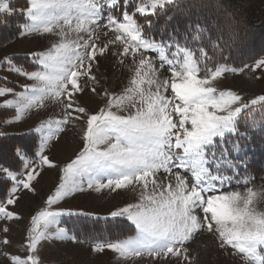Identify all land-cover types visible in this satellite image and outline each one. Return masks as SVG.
Wrapping results in <instances>:
<instances>
[{"label": "snow or ice", "instance_id": "6c2138e0", "mask_svg": "<svg viewBox=\"0 0 264 264\" xmlns=\"http://www.w3.org/2000/svg\"><path fill=\"white\" fill-rule=\"evenodd\" d=\"M103 2L117 4V0ZM171 2L150 0L149 6L138 5L136 11L143 14L150 8L154 12ZM100 7L101 0H29L27 9L21 10L28 23L20 25V34L56 32L60 39L46 51L29 53L40 66L38 70L17 66L10 57L2 62L12 72L33 81L22 85L23 91L0 86V97L8 94L13 97L4 99L3 105L15 108L14 120L19 121L33 108L45 107L47 100L63 102L65 96L69 99L63 103L62 118L43 120L33 129L41 134L36 160H30L17 148L15 154L24 164L22 171L0 164V173L13 182L7 199L0 200V218L20 219L8 208L17 202V191L21 187L35 190L32 181L40 175L37 163L49 169L57 167L45 154L49 141L63 132L62 125L73 119L86 120L82 147L74 159L59 168L55 190L47 196L45 207L31 216L25 240L27 254L12 255L11 264H40L37 249L41 241L75 240L60 226L59 218L94 213L61 208L59 202L73 193L91 194L104 189L113 193L139 189L134 202L108 213L112 218L126 217L135 225L136 235L94 242L93 251L110 250L120 257H142L145 253L156 259L183 256L187 260L188 250L183 245L193 233L206 228L218 235L220 248L230 245L249 264H264V216H254L247 204L243 208L237 206L240 191L221 190L232 177L210 171L207 167L210 157L206 155V148L215 144L214 138L223 142L225 132L232 130L233 120L243 108L264 102V95L245 102L237 92L220 90L212 82L227 72L264 70V57L241 68L217 64L201 78L198 75L201 68L192 53L185 51L182 60L172 61L164 60L161 51L159 59L169 66L171 73L170 80H161L153 60L142 54L155 51L159 47L157 42L143 37L142 26L128 12L123 13L122 21L109 16L106 27L116 33L109 43L120 42L124 54L141 52V58L130 85L121 94L106 93V104L89 113L85 107H73L71 97L84 91L78 79L90 76L91 63L86 61L96 59L92 26L101 27ZM5 11L11 14L13 9L9 8L8 0H0V12ZM72 32L88 33V39L82 36L71 39ZM107 46L99 47L98 51L103 53ZM74 112L77 115L73 116ZM3 135L6 134L0 133ZM180 170L190 173L191 181ZM161 173L167 174L164 177L167 183L159 178ZM243 182L247 183V178ZM201 209L203 218L197 214ZM246 219L257 225L255 230L244 227ZM3 243L9 241L5 239Z\"/></svg>", "mask_w": 264, "mask_h": 264}, {"label": "rangeland", "instance_id": "374dc122", "mask_svg": "<svg viewBox=\"0 0 264 264\" xmlns=\"http://www.w3.org/2000/svg\"><path fill=\"white\" fill-rule=\"evenodd\" d=\"M10 1L8 0V6ZM25 1H27L26 7L13 6L11 8L13 12L26 10L29 6V0ZM141 4H145L147 7L150 4V0H127V3H125V0H117V4L115 5L106 4L101 0L98 20L101 27L96 28L95 25L92 26L94 30L92 40L97 44L96 59L90 62L86 61V63H91L90 76L79 77L78 85L84 91L73 94L71 97L74 100L73 107H85L89 113L96 112L106 104V93L121 94L130 85L131 79L135 76V69L141 58V52L134 54L129 51V53L124 54L123 45L120 42L109 43V41L114 40L116 35L113 28L106 27L109 16H112L117 21H122L123 13L128 12L142 26L143 37L157 42L159 47L155 51L148 50L142 54L153 60L154 67L158 69L157 76L161 80L164 78L171 79L169 66L159 59L161 51L164 53V60L172 61L182 60L185 51L192 53L201 68V72L198 74L201 78H203L209 68H215L216 65L209 66V59L204 49L197 42V35H193L192 39L185 38L183 40V38H179V35L172 32L167 33L164 30L154 33L152 17L157 16L158 12L161 14L169 3L163 8H156L154 12L149 8L143 14L136 11L137 6ZM3 14L9 13L7 11L0 12V15ZM24 18L25 21L23 24L28 23L25 14ZM161 23L162 20L159 21L160 25ZM21 31L22 29L16 34L18 36L16 39L0 45V86L12 87L14 91H23L22 85H30L33 81L12 72L7 63H2L5 57H10L12 62L17 66L24 67L28 71H35L40 66L36 64L29 53L33 51H46L60 39L56 32H32L21 35ZM160 32L162 34H159ZM78 36H82L83 39H88V33H70L71 39H77ZM105 44L108 45L107 48H105L103 53H100L98 51L99 47H103ZM261 57H264V54L258 58ZM16 58H18L17 61H15ZM255 60L246 64L251 65ZM161 64H164L163 68L160 67ZM262 72L264 70H245L243 73L227 72L212 83L214 87L220 90L237 92L247 102L256 96L264 95V75L261 74ZM90 77H95V79H91ZM145 87L147 86L145 85ZM93 88H95L94 92L92 91ZM168 94L171 95L170 88L168 89ZM11 98L13 97L10 94L5 97H0V109L7 111L6 116L0 117V133L18 134L21 132H32L36 134L39 142L38 148L35 151L37 152L39 150L41 134L35 132L33 129L43 120L62 118L64 115L63 103H66L69 97L65 96L63 102L51 99L47 100L45 107L31 109L19 121L13 119L16 114L15 108L3 105L4 99ZM248 106L254 107L255 105L248 104ZM248 106L243 108L234 118L233 128L225 132L223 142L221 143L219 138H214V146H208L206 148V155L210 157L207 165L210 171L214 174H224L232 177L231 180L225 182L222 186V191L244 192L249 187H252L254 190L264 187V171L258 177L255 175L252 176L254 169L260 168V165H263L262 168H264V159L261 161L260 158L256 157L258 151L248 143L242 142L240 139L241 134L239 135L236 127L238 117L242 115V112ZM75 115L77 113L74 112L73 116ZM5 120H11L12 122L4 123ZM85 124L86 120L81 122L73 119L67 125L61 126L63 132L50 140L45 148V154L52 159L57 167L49 169L48 166L41 167L37 163L36 167L40 175L36 180L32 181L35 190L28 191L21 187L15 194L17 202L8 206L9 210L18 215L20 219L9 220L0 218V264H11L10 257L12 255L23 257L27 254L25 240L27 229L30 226L31 216L45 207L47 196L55 190V186L59 183V168L70 162L71 159H74L75 154L82 147V136ZM29 159L36 160V154L33 158ZM217 164H219V168L216 167ZM23 168L24 164L19 171H22ZM180 171L191 181L190 173L184 170ZM0 176L5 177L3 173H0ZM158 176L164 183H167V180L164 179L167 174L161 173ZM245 178H247V183L243 182ZM12 183L11 181L10 188L12 187ZM138 193L139 189H129L127 191L117 190L116 193L110 192L107 189L101 190L100 192H91V194L88 192H77L66 197L64 201H60L58 207L82 209L93 212L94 214L89 216L91 218L105 219L107 217L106 219H108L112 218L108 216L110 211L123 206L125 203L134 202L138 198ZM256 206L258 209L264 210V199H258ZM197 214L203 218L204 214L202 209L198 210ZM67 217L69 216L64 215L59 218L60 226L65 229L66 225L63 223V220ZM121 218L127 220L126 217ZM129 222L135 229L132 235L135 236V225L131 221ZM5 228L8 229L7 232L4 231ZM66 231L69 236H74L67 229ZM5 239L9 241L8 244L3 243ZM94 242L97 241H83L76 237L75 240L53 239L41 241L37 249L40 264H246V260L242 255L232 249L230 245L225 246L223 249L220 248L218 235L209 233L206 228L193 233L190 240L183 245L188 250L187 260L183 256L179 258L161 256L156 259L150 257L147 253L142 257H120L110 250H105L104 252L93 251L92 245Z\"/></svg>", "mask_w": 264, "mask_h": 264}, {"label": "trees", "instance_id": "16d2710c", "mask_svg": "<svg viewBox=\"0 0 264 264\" xmlns=\"http://www.w3.org/2000/svg\"><path fill=\"white\" fill-rule=\"evenodd\" d=\"M26 5L25 0L9 2L10 8H24ZM24 21L22 11L0 15V45L16 39ZM152 23L154 33L164 30L179 35L183 40L197 35V42L204 49L210 67L224 64L241 68L264 54V0H174L161 14L158 12L152 17ZM6 113L0 109V117ZM236 127L242 142L254 147L258 151L256 157L263 161L264 102L248 106L238 117ZM5 134L0 136V164L19 171L23 161L15 154L16 149H22L28 158H33L38 148V137L32 132ZM262 166L254 169L252 176L258 177L264 171ZM10 186L11 181L0 176V200L8 196ZM63 221L66 229L83 241L122 239L135 232L132 224L121 217L69 216Z\"/></svg>", "mask_w": 264, "mask_h": 264}, {"label": "clouds", "instance_id": "9594fccd", "mask_svg": "<svg viewBox=\"0 0 264 264\" xmlns=\"http://www.w3.org/2000/svg\"><path fill=\"white\" fill-rule=\"evenodd\" d=\"M239 197H240L239 200L236 201L237 206L243 208L247 204L249 211L254 216H258V217L264 216V210H260L256 206L258 199H264V187L255 190L252 187H249L244 192H240ZM244 227L246 229L255 230L257 225L246 219ZM246 264H249L247 260H246Z\"/></svg>", "mask_w": 264, "mask_h": 264}]
</instances>
